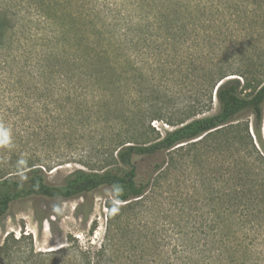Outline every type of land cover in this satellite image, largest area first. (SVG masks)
I'll use <instances>...</instances> for the list:
<instances>
[{
    "label": "trees",
    "instance_id": "obj_1",
    "mask_svg": "<svg viewBox=\"0 0 264 264\" xmlns=\"http://www.w3.org/2000/svg\"><path fill=\"white\" fill-rule=\"evenodd\" d=\"M207 10L200 3L175 2V64L167 72L175 79L168 83L177 88L173 95L167 92L173 86L158 89L154 74L147 75L135 53L120 49L114 36L95 27L74 36L85 46L78 66L75 59L45 50L33 64H21L22 53L3 56L0 126L14 120L11 126L23 128L6 140L30 132L43 140L52 131L69 138L94 134L99 143L84 151L89 159L8 154L7 163L0 162V218L11 203L30 196L71 199L107 187L111 199L105 203L98 243L92 242V232L85 242L68 235L64 245L42 252L21 249L25 237L8 234L0 245V264H264V46L249 52L255 34L240 33L229 49H200L199 59L183 51L180 42H190L196 50L197 39L190 33L199 23L198 29H205L206 21L192 16ZM258 10L261 19L264 0ZM207 22L221 27L220 19ZM14 27L8 15L0 14V48H11ZM228 51L244 61L243 67H232ZM9 56L20 57L18 73ZM71 74L84 80L81 90L91 100L85 110ZM214 101L218 111L207 115ZM245 114L248 118L242 119ZM153 121L172 130L161 135ZM174 151L175 170L188 160L195 164L204 159L209 172L199 173L198 188L204 194L196 191L194 209L180 202L175 239L166 242L148 233L140 217L148 215L142 206L146 193L168 168L155 163L153 176L138 180L135 159ZM63 165L77 167L62 185L46 184L44 171Z\"/></svg>",
    "mask_w": 264,
    "mask_h": 264
},
{
    "label": "rangeland",
    "instance_id": "obj_2",
    "mask_svg": "<svg viewBox=\"0 0 264 264\" xmlns=\"http://www.w3.org/2000/svg\"><path fill=\"white\" fill-rule=\"evenodd\" d=\"M262 1L0 0V14L8 15L12 23H15L10 35L11 48H0V61L4 55L11 54L17 57L18 53H22L24 57H22L21 64H24V61L26 64H33L40 51L45 50L56 53L60 58L63 57L70 61L75 59L72 63L78 66L80 61L76 59L84 53L85 46L80 45L74 36L83 32L89 33L95 27L106 36L109 34L114 36L120 49L135 53L144 64L147 75L154 74L153 84H159L158 89L166 90L173 86L172 89L167 90L169 95H173L177 88L175 84L168 85V83L175 79L167 76V72L169 74L175 64V2L200 3L209 8L206 12L197 11L192 16L200 21L201 19L206 21L204 22L206 28L202 30L204 32L199 30L201 29L199 23L197 24L199 29L196 28L195 33H190L197 39V45L194 47L196 50L189 47L190 42L178 43L183 44L178 45L182 46L183 51L193 53V57L199 59L203 57L200 56V49L211 50L210 46L229 49L232 39H235L234 35L240 33L242 35L255 34L254 41L247 45L250 48L249 52H253V46L263 47L264 17L257 19L260 15L258 4ZM211 19H220L221 27L212 28L207 22ZM227 31L229 34L233 33L231 34L233 36L226 37L224 33ZM63 37L66 39L64 40ZM131 39L134 41L131 42ZM138 39H140L139 43H137ZM86 47L89 48L88 45ZM228 52L231 53L229 57L233 63L232 67H243L244 61L235 56L233 52ZM19 60L20 57L10 58L9 56L8 63L16 69ZM1 63L0 69L3 67ZM157 70L159 74L156 73ZM18 71L19 68L16 73ZM65 71L69 73L68 70ZM163 72L164 75H162ZM71 76L82 101L80 108L85 110V107H90L91 100L89 95L81 90L84 88V80L78 75L71 74ZM158 79H161V84ZM0 80L4 82L2 75H0ZM217 111L218 105L214 101L207 115L215 114ZM241 118H248V114ZM13 121L4 122L0 126V162L4 164L9 159L7 155L12 153L18 159L32 153L40 158L62 157L67 154L68 156L74 155L73 158L76 156V160L80 157L89 159V155L84 154V151L88 149L90 143L93 146L99 143L94 134L83 137L76 135L69 138L63 134L54 136L55 132L51 133L52 131H48L46 141L38 139L31 132L25 137L22 136L21 139L15 137L6 140L5 137L17 136L16 134L23 130V128L18 129L11 126ZM151 126L161 135L172 130L161 121H153ZM171 157L174 158L172 162ZM207 161L210 163L214 159L211 157ZM162 162H164V168L168 169L158 175L156 185H152L146 193L142 206L148 215L140 217V225H145L148 233L155 234L163 241L171 242L175 239V221L182 207L180 202L185 203V208L194 209L193 203L199 199L196 192L200 188H198L200 182L197 181L199 173L209 172V169L208 163L200 159L195 164L193 162L190 164L188 160L175 170V151L166 152L155 158L135 159L137 179L153 176L155 163ZM76 167L63 165L44 171L45 183L50 186L62 185ZM200 189V193L204 194L203 187ZM110 199V189L102 187L71 199L30 196L17 200L10 204L7 213L0 218V245L8 234H12L15 239L20 236L25 237L18 245L21 249L33 247L35 251L45 252L64 245L68 235L80 242H85L91 232L92 242L98 243L106 221L105 203Z\"/></svg>",
    "mask_w": 264,
    "mask_h": 264
}]
</instances>
